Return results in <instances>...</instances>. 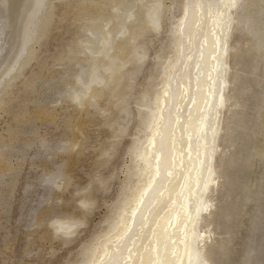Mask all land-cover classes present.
Wrapping results in <instances>:
<instances>
[{"label":"bare ground","instance_id":"6f19581e","mask_svg":"<svg viewBox=\"0 0 264 264\" xmlns=\"http://www.w3.org/2000/svg\"><path fill=\"white\" fill-rule=\"evenodd\" d=\"M52 1L54 0H0V90L12 86L13 81L11 79L19 74L22 63L33 55V46L42 39L49 38L52 31L57 30L58 27L53 29L58 25L53 21L55 17L53 11L57 9V6H54ZM183 2L184 0H182V4ZM201 2L207 5L210 0H201ZM214 2L227 3L228 0H214ZM239 2L243 6L232 10L231 24L226 25L223 29L214 27L213 23L207 20V8L204 10L198 9L195 19H199L201 13H203L207 22L199 32L198 40L191 44L189 43L188 33L186 32L183 36L179 35L178 29H174L172 22L171 29L169 28L171 32L170 46L173 49L172 56L167 55L164 63H161V60L157 61V65H160L162 69V75H159L161 79L151 77L153 81H160V84L165 86L169 82L171 83L168 104L163 108L161 135L156 137L155 148L153 149L150 143L152 133L147 128L142 129V123L151 122L152 111L156 110V96L153 92L150 105H145L144 99L148 92L146 91L140 100L141 106L149 107L151 110L144 111L141 115V112L136 108L137 116L135 119L138 122L135 133L132 135L131 146L126 153L128 161L125 165L127 166L120 173L123 175L121 186L117 198L112 204L110 214L103 219V223H100L105 227H102L103 229L99 227L101 231L97 229V233L91 237V240L81 245L77 255L79 260L73 264H84L85 259H91V256L87 253L90 249L94 251L93 245L96 243L106 245L108 251L114 257L119 258L120 264H141V254L143 259L147 261L149 257L156 259L157 252L160 256L167 255L169 259L174 261V264H198V262L199 264H213V262L214 264H220L221 259L226 258L228 255V238H224L228 231L217 234V228L222 225L226 230L232 229L241 220L238 216L240 209L237 208L238 210L235 211L234 201L227 202V200L230 195L238 194L241 176L245 171L250 176L248 185L250 189L246 198H249V194H253V198H251L253 213L241 261L247 260L249 264L256 263L258 240L260 235L263 236L262 232L264 231V110L263 112H256L252 116L254 120L253 129L258 131L257 133H251V135L260 143V146L255 147V144H253L248 147L245 144L247 148L252 149V153L248 150L249 153L245 159L239 156L240 152L236 151L234 147L235 144L245 142L243 136L246 133V126L243 116L247 111L243 113L244 104L246 102L248 103L246 106L252 104L247 99L246 72L248 71L249 75L255 73V65L259 64L260 60L263 61L261 63H264V0H239ZM60 3L63 6L60 7L59 21L63 18V22L64 16H68L67 14L70 15L74 11L73 18L75 23L80 24V26L78 25L80 32L77 33L75 43L68 44V48L59 53L55 61H52L58 63V65L68 67L72 63L78 62L76 57L79 54L85 56L86 53H89L92 56L89 55L90 58H87L85 82L81 84V92L73 91L70 99L73 110H78L79 106L88 109L91 102L103 98L110 82L113 81L112 79H116L123 68L121 63L117 62H122L121 59L127 57L125 58L121 54L124 58L119 59L117 56L115 57V53H113L114 56L111 54L113 50L118 51L117 48L119 47L117 46L119 44H124L125 48L131 47V44L135 46L136 42L142 41L143 38L141 37L145 32L157 34L166 9L162 4V0H60ZM107 4L110 5V13L103 12V9H105L103 7H106ZM70 8L74 10L72 9L68 13L71 10ZM140 11L144 12L142 16H139ZM224 11L227 12V9H224ZM33 14L35 15L31 40L25 42L22 38L23 29L29 17ZM179 16H183L182 7ZM176 20L178 21V18ZM190 30L192 32L196 31L194 20H190ZM201 45H203V48H201ZM201 51H203V59H201ZM214 54L218 56V60L212 58ZM141 55L145 60L146 53L142 50L135 57L132 55V58H130L129 56L126 63L129 64L134 60L142 64L139 62ZM190 56L193 59L190 60ZM52 59L54 58L52 57ZM66 59L74 60L66 65L63 63ZM197 63L200 64L199 69H197ZM38 69L43 70V63L39 64ZM217 69L226 85L223 92L224 104L219 109L218 117L215 108L213 107L210 110L207 103L213 100L219 102V92L214 97L212 95L213 81L216 79ZM139 71L140 67L138 65L131 72V79H134ZM41 73H31L25 78L22 83L24 93L31 92L34 84L41 81ZM80 79L81 77L77 74L76 80L80 81ZM117 82L119 83V78L116 79V84ZM116 84L114 89L117 87ZM71 86H74L73 80ZM6 99H9V96H3L0 92V109L4 106ZM128 99V97L126 99L123 97L122 102ZM262 103L264 105V98ZM161 105L163 106V97H161ZM115 107L121 114L119 117H122L121 107L117 105ZM87 109L83 110V119H88L86 117L89 116ZM245 109L248 110L249 108ZM3 111L9 114V108ZM16 111L18 113H14L15 115L12 116L11 112L10 115L17 125L25 118L28 110L25 111V107L20 106ZM75 111H73L74 114ZM32 112L35 114L33 116L37 118H54L52 112L39 108ZM157 114L159 115V112ZM130 116L129 113L127 124L123 129L121 127L123 124L122 119L121 121H115V125L111 127V138L113 140L103 148L101 156H99L101 160L96 164L97 169H105L107 164L110 163L111 157L115 154L116 146L128 132L129 123H131ZM208 116H211L213 126L216 125L217 119H219L220 126L215 140V152L212 155V175L210 176L205 169L204 181L197 185L196 169L199 167V160L204 158L203 145L205 141L201 136L199 140V159L195 150L191 151V158H189V135L192 136L191 143L193 149H195L197 122ZM85 120H82L83 123L86 122ZM103 120L107 122V116ZM110 122H108L109 125ZM81 124L78 122L76 126L70 125V128L68 127L69 142L60 150L62 151V157L66 158L65 161L72 165L78 163L80 157H82L81 148L75 152L72 151L73 147L77 146L76 143L80 140L79 137L82 139L83 135L80 136V134L85 128H82ZM13 129L7 128L6 131L9 132L8 134L14 135L16 131ZM109 139L107 138V140ZM39 141L40 151L50 145L45 144L46 140L43 138H39ZM208 141V151L211 153V131L208 134ZM4 144L0 146V171H9L11 170L9 158L12 156L10 152L6 154L3 151ZM145 149L148 150L149 154L154 153L162 157V175L157 179L153 190H150L144 198V203L139 206L137 216L133 218L131 211L128 212L120 231L130 228L132 239H128L126 247L117 252L115 251V235L119 233H115L112 237H109V233L113 231L118 214L123 210L125 201L131 196L138 195L135 191L138 186L141 189L146 187L147 177L143 175L146 162L137 158L138 154L145 152ZM231 149L234 150L231 152ZM21 153L26 154V151H21ZM181 153H183V169H181ZM173 156L176 158L175 169H172ZM252 159L260 160L259 167H250L249 164ZM155 163L156 161L153 159V173L155 172ZM66 165H61V172L67 167ZM168 170L174 171L175 174L169 177ZM189 175L192 179L186 181V177ZM94 177V180L92 178L90 183L95 184V186L84 188L77 195L78 199L73 201L78 212L77 217L65 214L54 219L56 220L55 225L60 227L62 231L60 235H55V239L62 245L72 242L74 234L70 232L71 229L78 225H86L90 212L96 204L95 193L98 188L101 194L106 193L108 190L107 186L111 177ZM205 183H207V187H205ZM55 195L57 194L52 195L53 200L61 198L59 194L58 197H54ZM203 202L211 205L208 211L202 210ZM56 207V203H53L44 213L33 216L35 221L31 226H42L44 216H47L45 214L54 213ZM37 209H32L33 214ZM234 217L238 218L233 223ZM185 225H187L190 235L199 234L198 243L193 241L186 247L184 243ZM260 229H262V232H260ZM109 239L113 243H109ZM165 245H167V250ZM149 246L155 247L157 252H146L145 248ZM129 248L132 250L131 256L129 255ZM173 249L178 253L175 257L171 256ZM107 259L108 257L105 256L102 247L96 256L97 264H105Z\"/></svg>","mask_w":264,"mask_h":264},{"label":"rangeland","instance_id":"374dc122","mask_svg":"<svg viewBox=\"0 0 264 264\" xmlns=\"http://www.w3.org/2000/svg\"><path fill=\"white\" fill-rule=\"evenodd\" d=\"M52 4L57 6V9L53 11L55 14L53 21L56 24L58 23V25L54 23L56 27H53V29L58 27L57 30H53L49 38L42 39L33 46V55L22 63L19 74L11 79L13 81L12 86L8 89L0 90L3 96H9V99H6L4 106L0 109V146L5 143L3 151L6 154L10 152L12 156L9 158L11 170L0 171V264H73L79 260L77 255L81 245L88 243L91 237L97 233L99 227L101 229L105 227V225H100V223H103V219L110 214L112 204L119 193L123 177L120 173L127 166L125 165L128 161L126 153L131 146L132 135L135 133L138 122L135 119L137 116L136 102L141 100L145 92L148 91V87H145V85L148 86L153 79H161L159 75H162V69L159 67V71H157V61L161 60V63H164L167 55L169 57L172 56L170 29L172 22L178 18L174 16V6H176L175 12L180 15L182 0H162L166 13L161 19L160 29L157 34L145 32L141 37L143 38L141 39L142 41L136 42L135 46L131 44V47L125 48L124 44H119L117 46L119 50H113L111 54L115 53V57L117 56L119 59L124 57L128 59L129 56L132 58V55L135 57L138 52L143 50L146 53V59L143 60L142 64L134 60L129 64L126 63V59H121L122 62L118 61L117 63H121L123 67L116 76V79L119 78V83L117 82L116 84V79H112L113 84L110 82V88L108 87L103 98L91 102L88 105V109L79 106L82 112L78 111L79 109L73 110V104L70 99L73 91L81 92V84L85 82L87 58L90 54L86 53L87 57L79 54L76 57L78 62L72 63L68 67L53 62L59 53L68 48V44L75 43L77 33L80 32V27L78 28L80 24L75 23L73 8H70L71 10L68 12L72 11L70 15L64 16L63 22V18L59 21L61 15L60 7L63 5H60V0H54ZM109 6L107 4L106 7H103L105 8L103 9L104 13L106 11V13L111 12ZM139 13V16H142L144 12L140 11ZM54 24L53 26H55ZM123 52L125 53L123 54ZM73 60L66 59L63 63L67 65ZM39 61L43 63V70L38 69ZM261 62L263 61L260 60V63L255 65V73H250L249 75L247 71L245 75V82L248 87L247 99L252 104L251 106H246V104L248 105L247 102L244 104L243 113L247 111L243 116L246 126V133L243 136L245 142L235 144L234 147L236 151L240 152L239 156L242 159H245L249 152L252 153V149L247 148V146L250 147L253 144H255V147L260 146V143L252 137L251 133H257L258 131L253 129V114L264 110V105H262L264 98V63ZM138 65L140 71L134 79H131L130 74ZM31 73H41V81L36 82V85L34 84L31 92L24 93L25 91H22V83ZM77 74L81 77L80 81L76 80ZM72 80L74 86H71ZM155 82L153 87L160 85V81ZM115 84L117 87L114 89ZM123 97L125 99L128 97L131 100V113H134V115L130 113L131 123H129L128 132L116 146L115 154L111 157L110 163L107 164L105 169H97L96 164L101 160L99 156H101L103 148L113 140L111 138V127L115 125V121H121V117H119L121 114L115 105L121 106ZM18 106H24L25 111H28L25 118L16 125L12 116L18 113L16 111L19 109ZM261 106L263 107L261 108ZM7 108H9V114L3 111ZM38 108L52 112L54 118L47 119L33 116L35 114L32 111H36ZM245 108L249 109L246 110ZM85 109L88 111L89 116H86L88 119H83ZM73 111H75V114ZM73 115L75 116L74 118ZM106 116L108 121L104 122L103 119ZM82 120L86 122L84 121L85 123H83ZM109 121H111L110 125ZM78 122L82 123V128L84 127L85 129L80 134V136L83 135L82 139L79 137L80 140H78L77 146H74L72 151L75 152L81 148L82 157H80L78 163L76 162L75 165H72L65 161L66 158L62 157V151L60 150L69 142L68 129L70 125L76 126ZM83 124L85 125L83 126ZM117 124L119 125V123ZM7 128H14L15 134H11L12 136L8 134ZM39 138L46 140L45 144H50L43 151H40ZM107 138L110 139L107 140ZM11 139L13 140L11 141ZM233 150L231 149V152ZM21 151H26V154H22ZM259 162V159H252L249 165L256 168L259 167ZM64 164H67V167L61 172V165L63 166ZM246 173L247 171L241 176L238 194L230 195L227 200V202L234 201L235 211L240 209L238 215L241 219L240 222L232 229L226 230L221 224L217 228V234L228 231L224 237L228 238V255L226 258L223 257L221 259L220 264H237L242 259L248 227L253 213L251 204L253 194H249V198H246L250 189L248 186L250 176ZM94 176L111 177L107 186L108 190L106 193L101 194L98 188L95 193L96 204L90 212L86 225H78L71 229L70 232L74 234L72 242L62 245L55 239V235H60L62 231L60 227L55 225L56 220L54 219L65 214L77 217L78 212L73 201L78 199L77 195L84 188H93L95 186V184L90 183ZM49 177L53 178L52 183H46V179ZM53 194H59L61 198L53 200ZM57 195L54 197H58ZM68 199L69 201H67ZM53 203H56L57 206L56 211L52 213L54 216L45 214L47 216H44L45 223L43 222L42 226H31L35 221L33 216L38 213H44ZM32 209H37L34 214ZM237 218L234 217L233 223ZM260 232H262V229H260ZM262 234L263 236L260 235L258 240L255 264H264V231Z\"/></svg>","mask_w":264,"mask_h":264},{"label":"snow or ice","instance_id":"6c2138e0","mask_svg":"<svg viewBox=\"0 0 264 264\" xmlns=\"http://www.w3.org/2000/svg\"><path fill=\"white\" fill-rule=\"evenodd\" d=\"M243 5L239 2V0H228L227 3H217L214 2V0H210V2L205 5L204 3L201 2V0H184L183 4L181 7L183 8V16H179L178 12H175V7L174 6V16L178 17V21L174 20L173 21V27L174 29H178L179 35L183 36L186 32L188 33V39L189 43H194L195 41L198 40L199 37V32L203 29L204 24L207 22V20H210L214 27H220L223 29L226 25L231 24V15H232V10L233 9H239ZM207 8V20H205L203 13H201L199 19H195L197 10H204ZM224 9H227V12L224 11ZM34 15L29 17L28 22L25 24L24 29H23V39L25 42H29L31 40L32 36V31H33V22H34ZM190 20H194L195 23V28L196 31L192 32L190 30ZM158 27V25H157ZM201 48H203V45H201ZM183 51V48L181 49ZM213 59L218 60L217 55L212 56ZM189 59H193V57H189ZM201 59H203V51H201ZM143 57L142 55L140 56L139 62L142 63ZM160 65H158L159 69ZM200 68V64L197 63V69ZM165 70L167 71V67L165 66ZM153 83H156L155 81H150L148 84V92L146 93L145 99H144V104L145 105H150L151 99H152V94L155 92L156 96V110L152 111V118L151 122H143L142 123V129L147 128L148 131L152 133L151 137V145L153 149L155 148V140L158 135H161L160 133V128H161V122L163 120V108L167 106L168 104V97L170 95L169 89L171 88V83L169 82L166 86L163 84H160V86L153 88ZM226 85L223 82V78L217 69V76L216 79L213 81V91L212 95L213 97L216 95L217 92H219V102L217 103L215 100L212 102H207L208 107L211 110L213 107L216 110V115L217 117L219 116V109L223 106L224 104V88ZM161 97H163V106L161 105ZM195 103V101H194ZM121 109H122V117L121 119L123 120L122 124V129L126 126L127 124V118L128 114L131 113V100H125L121 104ZM136 108L141 112V115H143L144 111L151 110L149 107H142L141 106V101L137 100L136 102ZM159 112V115L157 114ZM134 115V113H131ZM212 118L211 116H208L200 121L197 122L196 125V146L195 149H193V145L191 143L192 136L191 134L189 135V158H191V151L195 150L197 152V158L199 159L200 156V144L199 140L201 136L204 138V158L199 160V167L196 169L197 171V185H199L201 182L204 181V171L205 169L208 171L209 175H212V155L215 152V140L217 136V132L220 126V121L217 119L216 125L213 126L211 122ZM209 131H211V137H212V152L209 153L208 151V134ZM138 159L145 161L146 162V167L143 170V175L147 177L146 181V187H143L141 189L140 186L137 187L135 190L138 195H134L129 197L124 204V208L121 211L120 214H118L117 217V222L115 223V226L113 228V231L109 233V237H112L115 233H119L118 235H115V242H116V247L115 251L120 252L123 250L124 247H126V241L128 239H132L130 236L131 229L126 228L124 231H120V229L123 226V222L128 215V212L131 211V216L135 218L137 216V213L139 211V206L144 203V198L148 195V192L150 190H153L157 179L162 175V157L157 156L154 153L149 154L148 150L145 149V152L142 154H138ZM155 159V172L153 173L152 168V161ZM176 167V158L173 156L172 160V169H175ZM184 167V162H183V153H181V169ZM190 172L192 170H189ZM168 176L171 177L175 173L172 170H168L167 172ZM192 179L191 175L186 177V181H190ZM53 178L49 177L46 179V183H52ZM205 187H207V183H205ZM211 205L203 202L202 210L203 211H208L210 209ZM199 211V210H198ZM191 222V220H189ZM199 240V234H192L190 235L187 230V225H185V230H184V243L186 247L190 245L193 241H196L198 243ZM109 243H113L111 239H109ZM103 247L104 254L106 257H108L107 261L105 264H120V260L118 257H114L112 253H110L107 249L106 245H100L99 243H96L93 245L94 251L91 249L87 253V255L91 256V259H85L84 264H97L96 256L99 254L101 251V248ZM165 249L167 250V245H165ZM129 255H132V250L131 248L128 249ZM146 252H157V249L155 247H146L145 248ZM177 251L175 249L172 250L171 256L175 257L177 256ZM141 264H174V261L168 258L167 255L165 256H160V254L157 252V258L152 259L149 257L147 261L143 259V255L141 254ZM199 264V262H198ZM214 264V262H213ZM237 264H249L247 260L239 261Z\"/></svg>","mask_w":264,"mask_h":264},{"label":"water","instance_id":"95a60500","mask_svg":"<svg viewBox=\"0 0 264 264\" xmlns=\"http://www.w3.org/2000/svg\"><path fill=\"white\" fill-rule=\"evenodd\" d=\"M263 83V82H262Z\"/></svg>","mask_w":264,"mask_h":264}]
</instances>
